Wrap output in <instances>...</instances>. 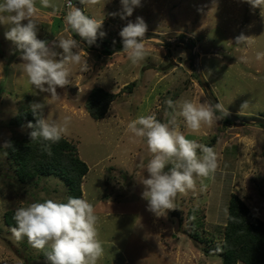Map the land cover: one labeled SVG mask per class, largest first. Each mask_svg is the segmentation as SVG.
<instances>
[{
	"label": "rangeland",
	"instance_id": "rangeland-1",
	"mask_svg": "<svg viewBox=\"0 0 264 264\" xmlns=\"http://www.w3.org/2000/svg\"><path fill=\"white\" fill-rule=\"evenodd\" d=\"M36 2L38 39H76L91 69L82 73L79 66H73L71 83L57 89L61 98L53 101L29 83L19 52L5 38L6 26L0 25V143L28 132L26 124L14 127L10 121L20 107L30 109L33 101L49 105L45 115L50 121L72 117L69 133L63 138L76 146L89 169L81 185V198L94 205L99 217L97 228L104 255L98 264H221L220 258L206 252L222 241L232 194L264 222V128L225 123L216 114L212 127L203 126L199 133H192L181 119V131L188 139L212 147L219 167L214 175L197 178L195 190L177 195L179 218L170 216L174 210L167 218H156L141 198V180L148 175L142 164L146 165L150 153L145 142H131L127 124L152 113L166 122V113L171 111L166 104L169 99L211 104L195 65L228 113L264 119V58L256 59L257 52H264L260 9L242 0H141L133 15L121 20L119 15H110L120 10V0L83 6L86 15L103 21L104 41L122 44L120 30L137 17L146 22V34L172 41L166 44L156 38L146 39L147 57L133 65L123 51L108 55L66 31L64 17L71 11L68 0H51L55 9ZM241 33L252 37L254 43L236 44L235 38ZM180 37L194 44L195 60L176 42ZM241 57L247 62H241ZM96 87L117 95L101 120L92 119L85 107ZM5 152L7 149L0 148V264H46L43 252L31 247L27 238L15 240L5 218L7 212L14 215L17 208L33 202H66L68 189L54 177L20 183ZM191 212H198L203 223L197 238L190 235Z\"/></svg>",
	"mask_w": 264,
	"mask_h": 264
},
{
	"label": "clouds",
	"instance_id": "clouds-1",
	"mask_svg": "<svg viewBox=\"0 0 264 264\" xmlns=\"http://www.w3.org/2000/svg\"><path fill=\"white\" fill-rule=\"evenodd\" d=\"M242 2L253 9L259 8L264 17V0ZM99 3L100 0H79L83 6ZM120 5V10L110 15H119L124 20L141 6V0H120ZM40 6L55 9L51 0H40ZM67 7L71 11L64 17L66 31L74 32L88 47L106 36L101 31L103 21L86 15L83 8L74 5L73 0H68ZM37 12L36 0H0V25L6 26L5 38L19 52L29 83L38 93H46L56 101L61 98L57 89H64L71 83L72 67L79 66L84 73L90 71L91 66L82 57L80 43L76 39L63 36L51 42L38 39ZM147 32L148 26L142 17H137L135 22L129 21L119 32L122 51L133 65L147 57ZM235 43L251 46L254 41L241 33L235 38ZM262 58L264 52H257L256 59ZM240 60L247 62L246 57ZM166 104L171 109L166 113V122H161L152 113L140 115L127 124L131 142H145L150 153L146 165L142 164L148 175L141 180L144 186L141 198L147 201V210L156 218H167L169 211L176 209L178 194L195 190L197 178H208L219 167L212 147L188 139L181 131V119L190 132L199 133L203 126H213L217 111L221 118L230 115L219 103L211 105L207 101L196 103L184 99L174 102L169 99ZM48 106L44 101L30 103L35 123L29 122L27 127L31 129L30 141L39 142L41 151L51 156V146L69 133L72 117L66 115L62 121H50L45 115ZM0 148L14 149V143L3 141ZM13 219L12 236L18 242L27 238L31 247L43 252L46 264H98L104 255L97 228L99 217L87 199L70 196L66 202L52 199L33 202L17 208Z\"/></svg>",
	"mask_w": 264,
	"mask_h": 264
},
{
	"label": "trees",
	"instance_id": "trees-1",
	"mask_svg": "<svg viewBox=\"0 0 264 264\" xmlns=\"http://www.w3.org/2000/svg\"><path fill=\"white\" fill-rule=\"evenodd\" d=\"M57 24L56 26L59 27ZM69 31L73 35V32ZM105 41L111 48L122 46L121 43ZM100 49L108 55L111 54L103 47ZM132 86L133 84L130 87ZM116 97V94L104 91L100 87L94 88L85 103L89 116L94 120L103 119L109 105ZM223 120L225 123H230L225 118ZM29 122L35 123L33 113L27 107H20L19 112L10 121V125L23 127ZM30 131L31 129L28 128L26 134L12 137L14 149H7L6 158L13 163L15 177L18 181L26 184L35 179L54 177L62 181L68 189V197L81 198L83 194L81 185L89 169L85 162L79 158L76 146L62 138L51 146L52 155L49 156L41 151L39 142L30 141ZM197 213L191 212L188 216L191 238L199 237L198 232L203 227ZM13 216V213L7 212L5 218L7 226L11 228L15 227ZM206 255L220 258L221 264H264V222L253 214L242 199L235 194L229 198L222 241L214 247V250L206 252Z\"/></svg>",
	"mask_w": 264,
	"mask_h": 264
},
{
	"label": "water",
	"instance_id": "water-1",
	"mask_svg": "<svg viewBox=\"0 0 264 264\" xmlns=\"http://www.w3.org/2000/svg\"><path fill=\"white\" fill-rule=\"evenodd\" d=\"M73 3L76 7H80V8H83V5H80L79 4V0H73ZM73 35L77 38H80L79 36H77L74 32H73ZM146 39H152V38H156L166 44H170L172 43V41L170 40H165L163 38H159L155 35H151V34H146ZM177 43H181L185 48H187L190 53L192 54V59L195 60L197 58V54L195 53L194 51V44L191 43V42H188L187 39L185 37H180L176 40ZM97 46L99 47H103L105 48L106 50H108L109 52L111 53H114V52H118V51H122V46L118 47V48H111L108 46V44L106 43V41H104L103 39L101 38H98L97 39V42L96 44ZM194 70L196 72V75H197V78L201 84V86L205 89L206 93H207V96L211 102L212 105H215L218 103L217 99L215 98V96L212 94V91L209 87V85L207 84V82L204 80V78L202 77V74L199 72L200 68L199 66L195 65L194 66ZM217 113L221 116V113L219 111H217ZM223 118L227 119L228 121L230 122H239V123H243V124H257V125H261V126H264V119L263 118H247V117H237V116H234V115H227V116H224ZM171 217H175V218H179L180 216V212L179 210H174L171 214H170Z\"/></svg>",
	"mask_w": 264,
	"mask_h": 264
}]
</instances>
